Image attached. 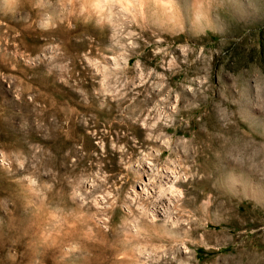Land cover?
I'll return each instance as SVG.
<instances>
[{"label":"rangeland","instance_id":"1","mask_svg":"<svg viewBox=\"0 0 264 264\" xmlns=\"http://www.w3.org/2000/svg\"><path fill=\"white\" fill-rule=\"evenodd\" d=\"M0 264H264V0H0Z\"/></svg>","mask_w":264,"mask_h":264},{"label":"bare ground","instance_id":"2","mask_svg":"<svg viewBox=\"0 0 264 264\" xmlns=\"http://www.w3.org/2000/svg\"><path fill=\"white\" fill-rule=\"evenodd\" d=\"M160 173H162V172H160ZM162 176H163V175H162ZM166 180H167V179H166ZM168 182H169V181H168ZM142 183H143V182H142ZM166 184H167V183H166ZM166 184H165V185H166ZM142 187H143V186H142ZM164 188H165V187H164ZM161 189H162V188H161ZM162 194H163V193H162ZM162 194H161V195H162ZM177 194H178V193H177ZM173 195H174V194H173ZM159 197H160V196H159ZM172 197H173V196H172ZM164 201H165V200H164ZM171 201H172V200H171ZM155 205H156V204H155ZM154 208H155V207H154ZM147 212H148V211H147Z\"/></svg>","mask_w":264,"mask_h":264}]
</instances>
